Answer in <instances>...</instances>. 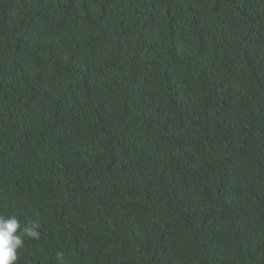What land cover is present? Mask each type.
<instances>
[{
    "label": "trees",
    "instance_id": "16d2710c",
    "mask_svg": "<svg viewBox=\"0 0 264 264\" xmlns=\"http://www.w3.org/2000/svg\"><path fill=\"white\" fill-rule=\"evenodd\" d=\"M0 215L16 264H264V0H0Z\"/></svg>",
    "mask_w": 264,
    "mask_h": 264
},
{
    "label": "clouds",
    "instance_id": "9594fccd",
    "mask_svg": "<svg viewBox=\"0 0 264 264\" xmlns=\"http://www.w3.org/2000/svg\"><path fill=\"white\" fill-rule=\"evenodd\" d=\"M38 225L31 221L21 225L16 216L0 215V264H16L24 238L38 240Z\"/></svg>",
    "mask_w": 264,
    "mask_h": 264
}]
</instances>
